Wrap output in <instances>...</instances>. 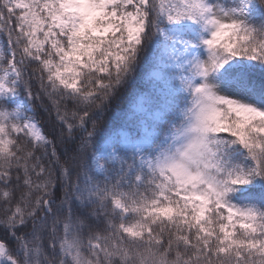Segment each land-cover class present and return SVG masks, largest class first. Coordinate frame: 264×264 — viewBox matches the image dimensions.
<instances>
[{
	"label": "snow or ice",
	"instance_id": "1",
	"mask_svg": "<svg viewBox=\"0 0 264 264\" xmlns=\"http://www.w3.org/2000/svg\"><path fill=\"white\" fill-rule=\"evenodd\" d=\"M3 33L0 264H264V0H0Z\"/></svg>",
	"mask_w": 264,
	"mask_h": 264
},
{
	"label": "trees",
	"instance_id": "2",
	"mask_svg": "<svg viewBox=\"0 0 264 264\" xmlns=\"http://www.w3.org/2000/svg\"><path fill=\"white\" fill-rule=\"evenodd\" d=\"M0 39H2L3 43L5 44L6 43V33L0 34ZM37 89H38V83L35 84L33 90L36 91ZM54 117H55L54 112H52L51 117H50L48 113H45L43 111V109L39 110V114L37 118L40 122V127L45 134H48L50 132L51 121L52 119H54ZM0 215H2V212H0ZM2 236H3V229L0 228V238H2Z\"/></svg>",
	"mask_w": 264,
	"mask_h": 264
},
{
	"label": "rangeland",
	"instance_id": "3",
	"mask_svg": "<svg viewBox=\"0 0 264 264\" xmlns=\"http://www.w3.org/2000/svg\"><path fill=\"white\" fill-rule=\"evenodd\" d=\"M2 44H4V43H3L2 39H0V45H2Z\"/></svg>",
	"mask_w": 264,
	"mask_h": 264
}]
</instances>
